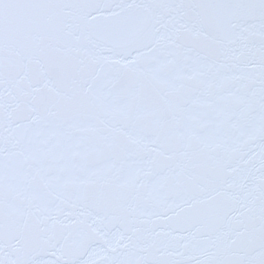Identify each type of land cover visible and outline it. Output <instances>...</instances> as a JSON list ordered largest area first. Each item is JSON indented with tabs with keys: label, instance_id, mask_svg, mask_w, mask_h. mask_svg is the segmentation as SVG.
I'll return each instance as SVG.
<instances>
[{
	"label": "snow or ice",
	"instance_id": "snow-or-ice-1",
	"mask_svg": "<svg viewBox=\"0 0 264 264\" xmlns=\"http://www.w3.org/2000/svg\"><path fill=\"white\" fill-rule=\"evenodd\" d=\"M0 264H264V0H0Z\"/></svg>",
	"mask_w": 264,
	"mask_h": 264
}]
</instances>
